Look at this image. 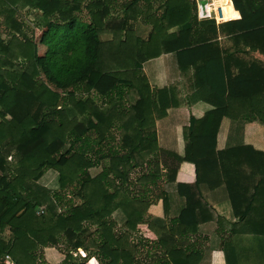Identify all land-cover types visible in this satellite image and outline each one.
<instances>
[{
  "label": "trees",
  "instance_id": "trees-1",
  "mask_svg": "<svg viewBox=\"0 0 264 264\" xmlns=\"http://www.w3.org/2000/svg\"><path fill=\"white\" fill-rule=\"evenodd\" d=\"M152 1L128 0L119 8L115 0H0V31L5 28L8 36L3 39L0 34V264L7 255L15 264H47L39 251L59 249V236L68 244L62 264H80L74 253L84 247H96L101 264H170L171 252L139 260L138 246L130 240L129 231L145 221L149 203L143 199L126 196L115 205L125 213L127 229L122 235L115 232L112 205L119 192L117 186L113 192L109 189L115 179L127 181L133 165H147L140 177L146 183L162 177L159 162H147L144 156L159 147L154 129L143 135V122L150 108L167 109L177 103L172 89L153 91L143 64L171 53L181 67L192 59L193 100L214 106L200 120L191 118L185 154L176 160L195 164L199 182L208 181V169L221 170L229 178L226 188L237 224L264 250V152L252 145L217 150L222 120L251 99L264 98V62L250 56L252 51L264 55V0H233L241 18L222 23L199 19L196 0H163L160 15L151 13ZM226 5L223 20L231 12ZM117 9L122 15L114 14ZM28 13L43 29V55L29 32ZM139 17L152 26L147 37L132 28L131 21ZM104 34L112 39L104 41ZM220 37L232 46H222ZM230 57L236 73L230 72ZM125 88L128 92L123 94ZM133 91L137 100L121 111L119 102ZM93 92L113 106L103 109ZM117 121L123 152L103 154L101 146ZM90 153L99 161L110 160V166L94 177L89 170L96 160ZM224 161L230 162L227 170ZM245 164L250 171L243 175ZM49 169L59 173L60 187L72 189L81 203L63 210L61 197L39 184ZM176 173L170 168L167 181L174 183ZM178 188L186 206L177 222L186 228L208 221L198 212L207 206L199 183ZM242 203L244 210L239 209ZM91 227L97 235L86 244ZM158 244L164 246L160 238ZM224 249L227 264H239L236 249Z\"/></svg>",
  "mask_w": 264,
  "mask_h": 264
},
{
  "label": "crops",
  "instance_id": "crops-1",
  "mask_svg": "<svg viewBox=\"0 0 264 264\" xmlns=\"http://www.w3.org/2000/svg\"><path fill=\"white\" fill-rule=\"evenodd\" d=\"M158 1H161L162 4L164 3L163 0ZM226 3L229 4V0H217L211 5L216 8L219 20L225 22L240 19L239 11L235 7L233 9L230 6L229 17L223 20L222 16L227 6ZM135 22H132L133 29H137L134 26ZM36 27V29L42 28ZM146 27L149 28L148 25ZM0 34L3 39L8 37L5 28H1ZM219 40L222 46H232V42L225 37H220ZM250 56L264 62V55L259 51H252ZM231 59L233 58H229L230 72L236 73V66H232ZM191 60V58L184 60V67H181L177 55L171 53L151 59L143 64V72L153 91L165 88L172 89L177 104H173L167 109H163V107L158 109L150 108L143 122L146 125L143 135L151 129L156 131L159 148L156 151L144 154V156L147 162H159L162 173L161 179L157 183H146L141 178H136L138 175L135 171H131L127 181L120 178L115 179V183L109 189L110 192H113L115 186H117L119 192L116 201L112 205L111 220L115 222V232L118 235H122L127 230L125 227V213L120 208H116L115 205L124 202L126 196L129 198H140L148 202L149 206L145 214V221L137 226L136 237L130 238L131 242L138 246L137 256L140 258L139 260L143 259V252L146 253L145 255L149 254L150 256L171 252L172 259H170V264L175 262L179 264H227L224 247L226 246L227 250H229L233 246L237 251L239 264H264L263 248L260 250L254 244V237L247 233L245 227L237 224L238 218L234 213L226 188L229 178L227 179L221 170L210 171L208 169L209 172L206 173L205 177L208 181L199 182V174L195 164L186 161L179 163L176 160L177 156H184L185 154L186 131L190 126L191 118L200 120L208 111L214 108L212 104L203 100H193L196 86L193 77L194 66L189 63ZM125 92H128L126 88L123 90V94ZM129 94V96H125L123 102L118 104L121 111L129 108L131 103L138 98V94L134 91ZM95 99L98 100V95H96ZM253 99L239 112L232 114V117H225L222 120L217 136L218 151L239 145H252L255 149L264 152V98L260 97L261 101L257 99L253 101ZM98 102L102 103L103 109H109L114 104H106V100L102 98ZM121 132V122L117 121L111 129V135L107 138L108 143H103L101 146L103 154L115 149L122 151L120 149ZM90 155L93 156L91 153ZM93 158L96 160V165L89 171L94 177L110 166V160L107 158L99 161L95 156ZM226 163L229 164L230 162L224 161V170L228 169ZM170 168L177 169L174 183H170L166 179ZM146 170H148V167ZM150 170H153V167ZM241 171L243 175L249 172V166L245 164ZM110 178H114V175L111 174ZM49 183L51 184L49 185ZM196 183H199L203 202L207 204V206H204L206 207L205 210H200L203 208L202 206L198 212L204 218L209 217V219L198 227L187 224L185 228L181 223L177 222L180 211L186 206V197L179 194L178 185L194 186ZM39 184L61 197L63 209L82 202L80 198L74 196L73 192L65 194L67 189H59V173L55 169H49L41 177ZM57 189H59V192H57ZM182 191L187 194L189 190L183 188ZM248 194H251V190ZM164 199H166V205L164 204ZM241 207L244 210L246 205L242 203L239 209ZM201 215L199 216L200 218L202 217ZM13 222H16V220H13ZM159 238L164 246L156 245ZM59 239L60 243L63 242L65 247L68 246L62 236H59ZM60 247L61 244H59ZM80 251L83 254L82 257L80 256ZM64 253L57 247H44L42 252L39 251V254L43 256V261L47 264H62L66 258ZM91 253L93 252L90 249L80 248L78 252L74 253V256L80 264H86L92 257L97 258V256L90 255ZM98 261H100L99 258Z\"/></svg>",
  "mask_w": 264,
  "mask_h": 264
},
{
  "label": "rangeland",
  "instance_id": "rangeland-1",
  "mask_svg": "<svg viewBox=\"0 0 264 264\" xmlns=\"http://www.w3.org/2000/svg\"><path fill=\"white\" fill-rule=\"evenodd\" d=\"M116 2H117V4H118V7L120 8V5L121 4H123V3H125V2H127L128 0H115ZM217 0H196V2H197V6H198V11H197V15H198V18L200 19V17L206 12H208V13H213V9H214V6H211V5H213L215 2H216ZM231 3H232V5H233V0H231ZM231 3H230V0H229V5L232 7V5H231ZM163 4H162V2L161 1H158V0H153L152 1V3H151V13H155V14H157V15H160L161 14V6H162ZM233 7H234V5H233ZM216 9V8H215ZM203 10L205 11V12H203ZM207 10V11H206ZM24 12H27L26 10L24 11ZM85 14V13H84ZM114 14L116 15H122V11L120 10V9H117V10H114ZM116 15V16H117ZM83 18L85 19V20H88V18H87V16L86 15H83ZM26 23H27V25H28V28H29V32H30V34H32V36H34V38L36 39V42L38 43V45H39V47H40V49H39V53L41 54V55H43V53H44V51H45V48L44 47H42V43L40 42V40L42 39V38H44V32H43V29L42 28H40V29H36L37 27H36V25H35V21H34V17H33V15H31V14H26ZM132 22L133 21H131V24H132ZM135 22V21H134ZM135 25L134 26H136L137 27V31H138V34L139 35H143L144 37H147V35H148V33L150 32V30H151V24H148V23H146V21H144L143 19H142V17H139V19L134 23ZM146 25H148L149 26V28L148 27H146ZM36 27V28H35ZM135 27V28H136ZM3 28V27H2ZM31 30H33V31H31ZM5 31V30H4ZM42 37V38H41ZM102 39L104 40V41H107V40H111L112 39V35H110V34H104V35H102ZM44 80H45V78L43 77V75L41 76ZM52 87V86H51ZM53 88V87H52ZM85 94V93H84ZM87 94L88 93H86L85 94V96H87ZM85 96H83V97H85ZM92 97L93 98H96V95H95V93H93L92 94ZM258 101H261V99H257ZM253 101H254V99H253ZM100 102H98V104H99ZM254 106H255V103H254ZM254 109L256 110V108L254 107ZM147 166L146 165H144V166H139V167H134V165H133V167H131V169H130V172L131 171H135L136 173H137V177L136 178H140L142 175H143V173L144 172H147ZM136 169H139V170H137L136 171ZM48 171V170H47ZM46 171V172H47ZM103 171V170H102ZM102 171H100V173L102 172ZM45 172V173H46ZM99 173V174H100ZM98 174H96L95 176H97ZM51 183H49V185H50ZM58 188V187H57ZM59 189H63V188H59ZM59 189H57L58 191L57 192H59ZM61 192H63V193H65L64 191H61ZM69 192H73L72 191V189H67V193H65V194H69ZM76 201H77V199H76ZM63 210H65V209H63ZM62 210V211H63ZM130 233H131V237H133V238H135L136 237V232H138L137 230L136 231H129ZM141 232V231H140ZM97 234H96V229H94L93 227H91V229H90V233L89 234H87L85 237H86V244H89L90 243V241H91V239L94 237V236H96ZM61 244V247L59 248L62 252H65L66 250H67V247H65L64 246V244H63V242L62 243H60ZM68 245V244H67ZM87 246H89V245H87ZM85 248V247H84ZM83 248V249H84ZM90 250H93L92 252L93 253H91L90 255H94V256H96V253H95V251H96V247H90ZM81 255V257H82V252L80 251L79 252ZM146 253L145 252H143L142 253V257H145L146 255H145ZM98 259V258H97ZM86 264H88V263H86Z\"/></svg>",
  "mask_w": 264,
  "mask_h": 264
},
{
  "label": "built area",
  "instance_id": "built-area-1",
  "mask_svg": "<svg viewBox=\"0 0 264 264\" xmlns=\"http://www.w3.org/2000/svg\"><path fill=\"white\" fill-rule=\"evenodd\" d=\"M221 9H222V8H221ZM206 11H207V10H206ZM203 12H205V11L203 10ZM203 18H213V19L216 20L217 23H221V22H222V20H219V18L217 17V11H216L215 8H214V10H213V13H208V12L206 13V12H205V13L200 17V19H203ZM42 212H43V209L41 208L40 211H39L38 213L40 214V213H42ZM4 234H5V236L7 237L8 234H9V231L7 230ZM4 263H5V264H15L14 261L11 259V257H10L9 255L5 256V258H4ZM88 264H99V261H98L95 257H92L91 259H89Z\"/></svg>",
  "mask_w": 264,
  "mask_h": 264
}]
</instances>
